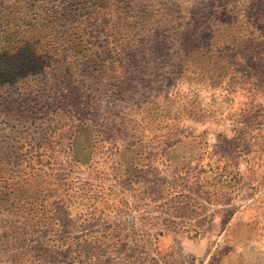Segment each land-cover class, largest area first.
Wrapping results in <instances>:
<instances>
[{
  "label": "rangeland",
  "instance_id": "obj_1",
  "mask_svg": "<svg viewBox=\"0 0 264 264\" xmlns=\"http://www.w3.org/2000/svg\"><path fill=\"white\" fill-rule=\"evenodd\" d=\"M40 5L0 46V264H264V0L129 10L162 53L188 52L159 63L175 75L159 126L82 67L114 45L109 0Z\"/></svg>",
  "mask_w": 264,
  "mask_h": 264
},
{
  "label": "trees",
  "instance_id": "obj_2",
  "mask_svg": "<svg viewBox=\"0 0 264 264\" xmlns=\"http://www.w3.org/2000/svg\"><path fill=\"white\" fill-rule=\"evenodd\" d=\"M42 1L47 2V0H0V13L4 17L0 22V46L4 43L9 44L11 42L9 37L11 36L13 26H11L12 19L10 17L17 16L22 10L24 12L27 10L30 11L35 4L40 7L42 6L40 5ZM162 1L109 0V4L114 10L112 13L113 19L109 22V42H113L114 45L109 46V50H105L106 48H104L102 50L83 53L81 62L83 69H90V73L93 76L101 77L109 72V85L113 87L109 89V92H112L111 90L114 89L112 96L115 97L117 94L119 97H122V102L118 107L119 109L126 113L146 111L141 120H139V123H143L144 119H146L145 117L156 110L155 112L157 113L153 115L151 121L152 123L158 122V126L160 125L159 121H161H157L159 119L157 117V109H161L159 99L163 97L168 99L169 93L163 96V91H155L167 88V84L170 83L169 85H171L174 80L173 77L175 76L173 70H163L164 66L162 64L159 65V63H166L169 59L184 63L188 59V52H181L180 54L174 52V55H171V53H162L163 50L170 52L171 46L165 43L163 44L165 38L161 39L160 35L150 34L144 25L146 19H142V16L133 25L127 27L126 24L129 19L127 16L129 10L136 8L137 10L133 13L141 14L143 13V9H146L149 5L159 6ZM64 3L62 4L63 9L58 17V27H62L63 30L66 27H78L79 18L82 16L80 7L74 2ZM137 25H139V29ZM133 27L134 29H129ZM102 32L108 35L107 31ZM88 33L89 38L86 40L87 44L93 47L101 46L94 44V42H98L91 40L96 37L99 38L100 31L96 35L91 34L92 30H88ZM174 41L173 39L172 43ZM81 42H73L71 45L73 47L77 44L79 45ZM65 45L66 39L61 42L60 46ZM168 55H171L169 59L167 58ZM125 77L126 79L121 80V78ZM119 80L120 82H117ZM63 83L65 82H61L60 85ZM78 88L79 86L74 84L71 94L72 92L75 94ZM75 97L77 96L75 95ZM37 259L44 261L43 258Z\"/></svg>",
  "mask_w": 264,
  "mask_h": 264
}]
</instances>
